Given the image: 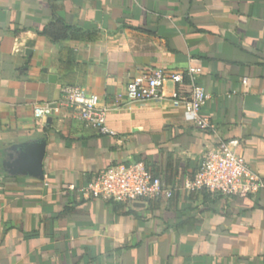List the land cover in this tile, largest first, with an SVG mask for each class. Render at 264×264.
<instances>
[{"label": "crops", "instance_id": "1", "mask_svg": "<svg viewBox=\"0 0 264 264\" xmlns=\"http://www.w3.org/2000/svg\"><path fill=\"white\" fill-rule=\"evenodd\" d=\"M56 19L70 27L58 43L40 34ZM190 67L213 128L172 102L191 93ZM158 68L183 81H166L162 99L119 98ZM68 84L99 95L113 133L69 108L35 116ZM43 137L44 179L17 172L13 146ZM231 140L264 182V0H0V264H264V189L124 207L80 192L133 161L181 186Z\"/></svg>", "mask_w": 264, "mask_h": 264}, {"label": "built area", "instance_id": "2", "mask_svg": "<svg viewBox=\"0 0 264 264\" xmlns=\"http://www.w3.org/2000/svg\"><path fill=\"white\" fill-rule=\"evenodd\" d=\"M195 72V68H189L193 83L191 93L185 95L175 90L171 96L172 102L174 106L183 109V117L187 122L202 129L213 128L212 122L200 113L208 95L205 88L196 82ZM183 78L181 73H169L158 68L151 74L130 82L119 98L125 96L130 101L162 99L166 96V81L178 83ZM65 108H69L76 118L83 120L100 134L113 133L107 124L109 108L100 104L98 94L88 92L78 84L65 85L58 100L38 104L34 113L40 119H48L60 114ZM237 144L236 140H231L208 150L197 172L193 177L186 178L181 186L166 185L144 162L133 161L111 164L100 171L94 180L80 188V192L88 198L112 199L127 206L141 200L171 198L177 190L207 191L242 197L258 194L264 189V182L251 170L245 157L236 151Z\"/></svg>", "mask_w": 264, "mask_h": 264}, {"label": "water", "instance_id": "3", "mask_svg": "<svg viewBox=\"0 0 264 264\" xmlns=\"http://www.w3.org/2000/svg\"><path fill=\"white\" fill-rule=\"evenodd\" d=\"M54 75H50L52 79ZM51 117L48 118V124ZM47 139L45 137L31 142H25L13 146L19 150L17 161L12 165H17V172L27 174L39 179H44L43 161L46 153Z\"/></svg>", "mask_w": 264, "mask_h": 264}, {"label": "trees", "instance_id": "4", "mask_svg": "<svg viewBox=\"0 0 264 264\" xmlns=\"http://www.w3.org/2000/svg\"><path fill=\"white\" fill-rule=\"evenodd\" d=\"M69 32H70V27L68 25H66L62 19H56L54 22L47 25L43 30H41L40 34L47 37L50 41H52L54 43H58V42H61L63 39H66L69 36ZM161 179L163 180V178H161ZM163 182L165 183L164 180H163ZM165 184L168 185L167 182ZM204 192H207V191H204ZM171 198H169V199H171ZM110 201L117 203L118 205H120L122 207L125 206V204H123L121 202H116L112 199Z\"/></svg>", "mask_w": 264, "mask_h": 264}]
</instances>
